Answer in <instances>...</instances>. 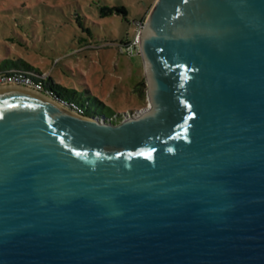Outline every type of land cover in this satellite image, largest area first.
Wrapping results in <instances>:
<instances>
[{
	"label": "water",
	"instance_id": "water-1",
	"mask_svg": "<svg viewBox=\"0 0 264 264\" xmlns=\"http://www.w3.org/2000/svg\"><path fill=\"white\" fill-rule=\"evenodd\" d=\"M138 47L116 124L0 89V264H264V0H155Z\"/></svg>",
	"mask_w": 264,
	"mask_h": 264
},
{
	"label": "rangeland",
	"instance_id": "rangeland-1",
	"mask_svg": "<svg viewBox=\"0 0 264 264\" xmlns=\"http://www.w3.org/2000/svg\"><path fill=\"white\" fill-rule=\"evenodd\" d=\"M154 2L0 0V60H24L41 80L75 90L92 114L118 122L134 117L148 105L146 85L138 51L124 47ZM120 7L126 16L114 13Z\"/></svg>",
	"mask_w": 264,
	"mask_h": 264
},
{
	"label": "built area",
	"instance_id": "built-area-1",
	"mask_svg": "<svg viewBox=\"0 0 264 264\" xmlns=\"http://www.w3.org/2000/svg\"><path fill=\"white\" fill-rule=\"evenodd\" d=\"M141 28L142 25L139 26V30L136 37L124 47L125 53H133L134 51H138L139 53L138 34ZM121 50L123 51V49ZM40 78V75L37 76L33 74H28L24 71L19 70L0 71V88L14 87L29 90L31 92L39 94L45 99L54 102L56 105L67 110L68 112H71L76 115H84L81 109L77 108L76 105H74L73 103H69L65 100L55 97L44 85V81L46 80V78L42 80Z\"/></svg>",
	"mask_w": 264,
	"mask_h": 264
},
{
	"label": "trees",
	"instance_id": "trees-1",
	"mask_svg": "<svg viewBox=\"0 0 264 264\" xmlns=\"http://www.w3.org/2000/svg\"><path fill=\"white\" fill-rule=\"evenodd\" d=\"M114 10H115L114 13L119 14V15L121 14L123 16H126L127 14V11L124 7L115 8ZM1 64L2 66L0 67V71L19 70V71H24L28 74H33L37 76L41 74V72H39L37 69H34L32 66H30L28 63H26L22 59H17V60L5 59L1 62ZM44 85L55 97L76 105L77 108L81 109L84 115L99 116L96 114H92L85 109V105L83 104V102L81 103L76 99L77 92L75 90L63 88L59 86L58 84H55L52 80L48 78L44 81ZM142 89H144V85ZM142 89L140 92L142 94L143 93L145 94V92H143ZM110 121L116 124L119 121V117H112Z\"/></svg>",
	"mask_w": 264,
	"mask_h": 264
},
{
	"label": "bare ground",
	"instance_id": "bare-ground-1",
	"mask_svg": "<svg viewBox=\"0 0 264 264\" xmlns=\"http://www.w3.org/2000/svg\"><path fill=\"white\" fill-rule=\"evenodd\" d=\"M17 89H20V88H17ZM20 90H22V91H24V92H26V93H31V94H34V95H36V96H38V97H40V98L44 99L43 97H41L40 95L36 94L35 92H31V91L24 90V89H20ZM44 100H45V99H44Z\"/></svg>",
	"mask_w": 264,
	"mask_h": 264
},
{
	"label": "crops",
	"instance_id": "crops-1",
	"mask_svg": "<svg viewBox=\"0 0 264 264\" xmlns=\"http://www.w3.org/2000/svg\"><path fill=\"white\" fill-rule=\"evenodd\" d=\"M9 59H10V58H9ZM18 59H20V58H18ZM3 60H5V59L0 60V67L2 66L1 62H2Z\"/></svg>",
	"mask_w": 264,
	"mask_h": 264
}]
</instances>
